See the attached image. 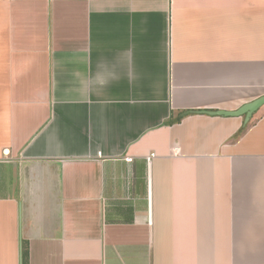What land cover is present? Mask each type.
Returning <instances> with one entry per match:
<instances>
[{
	"label": "crops",
	"instance_id": "1",
	"mask_svg": "<svg viewBox=\"0 0 264 264\" xmlns=\"http://www.w3.org/2000/svg\"><path fill=\"white\" fill-rule=\"evenodd\" d=\"M263 96L264 0H0V264H264Z\"/></svg>",
	"mask_w": 264,
	"mask_h": 264
},
{
	"label": "water",
	"instance_id": "2",
	"mask_svg": "<svg viewBox=\"0 0 264 264\" xmlns=\"http://www.w3.org/2000/svg\"><path fill=\"white\" fill-rule=\"evenodd\" d=\"M264 105V96L251 102L237 111H216L208 113L211 116H220V117H242L245 116L246 122H248L251 117Z\"/></svg>",
	"mask_w": 264,
	"mask_h": 264
},
{
	"label": "trees",
	"instance_id": "3",
	"mask_svg": "<svg viewBox=\"0 0 264 264\" xmlns=\"http://www.w3.org/2000/svg\"><path fill=\"white\" fill-rule=\"evenodd\" d=\"M183 118H184V115L181 116V117H179V119H177L176 122H180ZM172 123H173V121H169V122H168V124H172Z\"/></svg>",
	"mask_w": 264,
	"mask_h": 264
}]
</instances>
